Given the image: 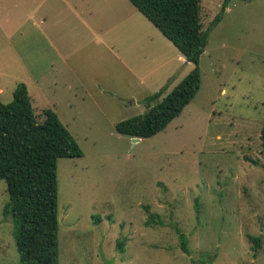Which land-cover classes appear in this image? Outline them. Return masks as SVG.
<instances>
[{
	"label": "rangeland",
	"instance_id": "1",
	"mask_svg": "<svg viewBox=\"0 0 264 264\" xmlns=\"http://www.w3.org/2000/svg\"><path fill=\"white\" fill-rule=\"evenodd\" d=\"M121 1L130 16L109 44L131 71L124 97L102 88L104 64L116 67L104 46L67 27L77 0L67 10L0 0L1 102L24 84L34 114L52 110L83 152L57 161L59 264H264V0L229 2L210 27L197 94L163 131L138 140L116 124L144 114L147 96L170 92L192 65ZM223 1L200 0L203 30ZM90 83L103 94L89 95ZM8 201L1 180L0 264H20Z\"/></svg>",
	"mask_w": 264,
	"mask_h": 264
},
{
	"label": "trees",
	"instance_id": "2",
	"mask_svg": "<svg viewBox=\"0 0 264 264\" xmlns=\"http://www.w3.org/2000/svg\"><path fill=\"white\" fill-rule=\"evenodd\" d=\"M230 1H223L220 14L203 30L200 0H129L192 69L170 92L163 87L147 96L144 114L117 123L118 134L134 139L155 136L193 100L210 27L221 20ZM260 145L264 151V124ZM81 157L79 145L52 110L34 114L24 84L16 85L10 102L0 101V181L5 182L9 199L4 212L17 224L20 264H59L57 161ZM151 222L152 215L146 225ZM250 240L259 246V239ZM180 245L187 252L183 235Z\"/></svg>",
	"mask_w": 264,
	"mask_h": 264
},
{
	"label": "crops",
	"instance_id": "3",
	"mask_svg": "<svg viewBox=\"0 0 264 264\" xmlns=\"http://www.w3.org/2000/svg\"><path fill=\"white\" fill-rule=\"evenodd\" d=\"M55 1L56 3H58L57 1H60L62 5H64L66 10H67L66 8L67 5L72 4L70 0H55ZM79 1L80 2H78L77 0L76 6L72 4L73 6L68 7L67 11L69 13V17H68L67 27L73 30L74 32L76 31L77 28H80V30L77 29V37H82L83 35H86L89 38V40L94 43L95 46L98 45L104 46L105 51L110 56V58H107L108 61L111 64L113 62L114 63L113 65H115L116 67L114 66L111 67L104 64L103 79L101 83L102 88H104V91L106 92H114V94L118 93L119 96L124 97V94H126L130 89L129 79L131 76V71L124 65L122 58L117 54L118 52L116 51L113 52V48L115 49L117 43L109 44V41H111L112 39L110 38V35L116 34L115 36H119V32L118 34L116 32L122 27L123 19H129L130 11L125 12L127 8L123 7L125 5L124 2L121 0H79ZM50 8L52 10L53 7ZM134 16H137V19L139 21H142V23L146 26V23L143 21L141 16H139L138 14H135ZM70 18L72 20H70ZM45 23H47L45 19L43 20L40 19L39 22L37 23L34 22L33 24H35L36 27H39V25L42 26ZM149 24L151 23L149 22ZM130 33L131 31H128V38L130 36ZM43 35L46 38H48L45 34ZM88 43L90 42L88 41ZM120 43L122 45L124 43V46L126 45V42H120ZM142 49H144V47ZM125 50L126 49H124L123 51L124 54H125ZM99 54H101V52ZM99 54H97L96 56L99 57L100 56ZM176 58L180 63L181 61L182 62L185 61L184 57L181 54H179ZM185 64L189 65V63L186 61ZM86 66H88V64H86ZM173 72L174 71L172 70L170 73ZM132 76L134 77V75ZM170 80H163L162 84L168 82V85L170 86V84L172 83ZM90 86H91L90 88L91 91L88 90L89 95H95L96 93H99L100 95L103 94L101 91L102 89L98 91L97 89L93 88L91 83ZM82 93L85 94L86 92L83 90ZM0 94H3V89L1 87H0Z\"/></svg>",
	"mask_w": 264,
	"mask_h": 264
}]
</instances>
